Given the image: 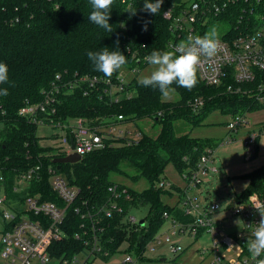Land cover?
Listing matches in <instances>:
<instances>
[{"label":"built area","instance_id":"1","mask_svg":"<svg viewBox=\"0 0 264 264\" xmlns=\"http://www.w3.org/2000/svg\"><path fill=\"white\" fill-rule=\"evenodd\" d=\"M124 3L131 0H122ZM248 4L262 8L264 0H246ZM229 2L220 5H210L204 1H195L182 8L178 14L168 10L166 17L171 21V28L177 38L186 39L189 34L200 35L198 24L201 19L210 15H218L227 11ZM258 9L251 14L258 15ZM244 27H250L256 21L250 16L242 15ZM225 35H228L227 33ZM219 51L211 59H203L197 72L200 80L207 86L222 88L230 95L249 99L258 110H264V20L252 28L230 38L220 37ZM172 44V48L177 44ZM136 67L125 70L135 77L140 72ZM121 73L114 77L59 74L53 83L43 90V97L38 102L26 101L19 109V116L29 123L40 126H52L61 131L58 144H41L49 150L35 155V162L25 166L8 168L0 157V217L4 228L0 243V264H138L150 261L149 254L155 250V244H162L163 238L174 253H180L183 248L172 242V236L193 237L201 239L205 235L212 240L210 246L199 249L205 264H254L247 250V240L251 238L252 229L261 219L258 207L264 212V192L254 191L235 199V205L222 210L219 203L209 202L206 205L193 197L190 191L200 189L210 173L218 171L216 149L205 147L196 161L184 158L187 167L179 171L187 186L179 188V201L175 213L164 212L163 218L168 224L164 232L161 228L152 238L141 242H132V235L138 233L148 222L130 215L135 207L125 215L121 200H131L127 187L113 184L109 187L108 201L98 209L82 213L83 218H90L91 223L82 224L75 233L82 248L72 255H52L54 243L67 236L64 224L69 214L70 206L79 198L80 190L72 185L67 177L58 170L54 159L78 154L83 159L92 153L121 147H135L143 138L144 132L138 126V121L123 114L98 115L93 118L71 117L62 114L61 106L66 96L80 93L83 96L98 94L107 103H120L131 98L135 90L129 89V82ZM204 97H195L189 102L194 111L205 106ZM251 112V111H248ZM233 115L228 122L229 134L221 145L234 139L232 134L240 127L246 126V113ZM162 112L158 116H162ZM264 136V123L244 139L247 157L255 156L259 138ZM51 137H49V140ZM74 145V146H73ZM34 154L28 155V160ZM32 159V158H31ZM52 160L46 165V160ZM13 173V185L7 189L9 180L7 173ZM46 178L52 193L62 201L59 205L53 201L44 200L45 193L40 184ZM39 186L35 193L30 190ZM155 187L163 189L173 187L170 181L161 178ZM76 213L81 208L75 206ZM179 212V213H176ZM179 215V217H178ZM115 216H122L128 224L127 237L119 245L115 238L105 237L111 228L106 223ZM182 216V218H181ZM144 220V225L141 221ZM238 221V223H237ZM162 232V233H161ZM239 246V247H235ZM121 255V256H119Z\"/></svg>","mask_w":264,"mask_h":264},{"label":"trees","instance_id":"2","mask_svg":"<svg viewBox=\"0 0 264 264\" xmlns=\"http://www.w3.org/2000/svg\"><path fill=\"white\" fill-rule=\"evenodd\" d=\"M195 1H204L210 5L229 2L226 12L201 19V24H198L200 36L212 24L217 30L216 22L229 26V30L221 37L235 36L246 24L241 21L242 15L254 19V12L251 14V11L258 9L246 0H164L160 14L153 15L144 10V0H131L127 3L115 0L109 20L113 32L108 33L88 20L92 10L89 0H0V62L6 63L9 69V83L0 85L8 89L7 96H0V157L8 168L34 163L36 154L49 150L41 146L37 135L38 126L18 114L26 101H40L43 90L59 74L79 73L105 77L93 70L87 57L88 51H99L107 47L110 50L118 49L127 57L126 66L112 77L123 70L145 68L149 65L145 57L153 50H171L172 44L177 43L171 21L165 13L172 9L178 14L182 8ZM129 8L136 9V14L127 12ZM145 25L147 30H144ZM172 87L181 96L177 103L164 102L158 89L143 87L136 78L129 82V89L135 90L134 95L120 103H107V99L95 93L90 96L76 93L64 97L61 110L66 117L93 118L98 115L123 114L137 121L151 119L155 125L160 126V131L157 136L143 131V138L135 147L108 149L87 155L75 164L62 165L61 171L80 190V194L75 204L70 206L64 224L67 236L53 244L52 255H72L82 248L75 233L82 224L91 223V219L83 218L82 213L90 209L95 211L108 201L109 187L115 184L110 178L114 172L128 175L127 171L131 170L137 174L132 176L134 180L144 177L151 184L141 193L127 188L132 199L121 200L120 204L124 207L123 215L133 207H149V218L144 219L148 225L142 227L141 236L134 233L131 239L135 243L152 238L165 223L164 212L175 213V207L162 203L164 190L155 187L166 166L172 163L182 171L187 167L185 157L194 162L205 147L214 146L190 134L178 135L174 121L187 117L193 124H199L200 120L197 119L203 118L208 105L234 115L258 110L249 99L228 95L222 88L207 86L200 80L198 72L197 83L191 89L175 84ZM195 97L206 99L205 106L198 114L189 105ZM159 112L163 113L162 116H158ZM31 153L34 155L28 160ZM45 164L51 165L52 160H46ZM13 175L11 171L7 173L8 190L13 185ZM40 186L45 193L44 200L62 205V201L50 190L46 178ZM38 187L34 185L30 192L35 193ZM254 191L264 192V168L251 176L250 185L242 192V196ZM75 206L81 208V213H76ZM123 218L115 216L106 222L111 228L105 237L113 236L117 245L128 234V224Z\"/></svg>","mask_w":264,"mask_h":264},{"label":"rangeland","instance_id":"3","mask_svg":"<svg viewBox=\"0 0 264 264\" xmlns=\"http://www.w3.org/2000/svg\"><path fill=\"white\" fill-rule=\"evenodd\" d=\"M264 8V7H262ZM258 15L255 22L250 27H243L238 31L240 33L250 32L252 28L259 22L264 20V10L258 9ZM216 21V20H215ZM217 23V33L219 38L229 30V26L225 24ZM213 28V24L208 27L207 32ZM215 28V27H214ZM233 35V34H232ZM226 36V38H230ZM153 70V66L147 65L143 69H139L140 72L135 74L136 79L139 81L142 77L149 75ZM121 75L127 79L133 78L128 71L123 70ZM174 89V88H173ZM180 94L174 89L170 94L165 97L162 96L164 102L177 103L180 101ZM203 108V107H202ZM201 108V109H202ZM206 113L200 120L199 124H193L187 117L174 121L175 130L178 135L190 134L193 138L204 142H211L216 149V159L218 171L210 173L205 183L200 189L190 191L193 197H197L200 203L206 205L209 202L219 203L224 208L235 205V199L243 191H245L251 182V176L264 168V136L259 138L258 152L253 156L247 157L244 148V139L248 138L250 133L257 131L264 123V110H255L246 113V120L248 125L240 127L237 132L232 134L234 139L232 142L221 145L222 141L226 139L229 134L227 128L228 122L233 120V115L230 112H224L221 108H211L208 105ZM200 109L194 111L196 114L200 113ZM242 113V112H240ZM138 126L144 132L149 133L152 136H157L160 131V126L155 125L151 119H144L138 121ZM37 135L40 138L41 144H58L59 138L62 136L61 131L52 126H40L38 127ZM49 137L51 139L49 140ZM66 177L64 171H61ZM126 174L114 172L110 175L111 180L115 184L125 186L133 189L138 193H141L151 187V184L144 177L134 180L136 172L128 170ZM133 176V177H132ZM165 181H170L173 187H165L162 190L161 200L164 205L175 207L179 201V188L183 189L187 186L186 182L182 178L179 170L171 163L166 166L164 172L161 175ZM167 210V209H166ZM149 207H145L139 210H132L130 215L137 217L138 219L149 218ZM125 220V218H124ZM168 224L165 222L162 226L164 232ZM4 223L0 217V243L2 238V231ZM161 232V233H162ZM172 242H176L181 245L183 250L178 253L172 252L169 244L163 238L162 244H155V250L149 254L150 261L141 262L138 264H205L202 261L199 249L203 246H210L212 240L209 236L205 235L203 238L194 239L193 237H180L178 235L172 236ZM121 256V255H119ZM165 258L166 261H161Z\"/></svg>","mask_w":264,"mask_h":264},{"label":"clouds","instance_id":"4","mask_svg":"<svg viewBox=\"0 0 264 264\" xmlns=\"http://www.w3.org/2000/svg\"><path fill=\"white\" fill-rule=\"evenodd\" d=\"M115 0H89L91 12L88 20L106 32H113L109 23L112 5ZM164 0H144V10L153 14H160ZM127 12L136 14V9L129 8ZM168 13H165V16ZM144 30H147L145 25ZM220 39L213 27L203 36L189 34L186 39L180 40L171 50H153L145 57L146 62L153 66L149 75L142 77L138 83L143 87L158 89L167 97L174 91L173 85L191 89L197 83V69L203 59L215 57L219 51ZM87 57L93 70L110 78L114 73L123 69L127 64V57L118 49L110 50L107 47L99 51H88ZM9 83V69L6 63L0 62V85ZM8 89L0 87V96H7ZM261 219L252 229L251 238L247 240V250L254 264H264V212L255 207ZM238 223V221H237ZM239 247V246H235Z\"/></svg>","mask_w":264,"mask_h":264},{"label":"water","instance_id":"5","mask_svg":"<svg viewBox=\"0 0 264 264\" xmlns=\"http://www.w3.org/2000/svg\"><path fill=\"white\" fill-rule=\"evenodd\" d=\"M81 160H82L81 156L75 153L66 157L54 159L53 163H55L57 165L58 170H60L63 164H75ZM144 223L145 221L142 220L141 224L144 225ZM161 261H166V259L163 258L161 259Z\"/></svg>","mask_w":264,"mask_h":264},{"label":"crops","instance_id":"6","mask_svg":"<svg viewBox=\"0 0 264 264\" xmlns=\"http://www.w3.org/2000/svg\"><path fill=\"white\" fill-rule=\"evenodd\" d=\"M257 152H258V147H257ZM253 158H255V156Z\"/></svg>","mask_w":264,"mask_h":264}]
</instances>
